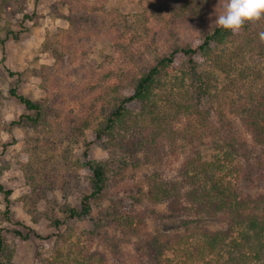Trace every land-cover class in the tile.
Listing matches in <instances>:
<instances>
[{
	"label": "rangeland",
	"instance_id": "rangeland-1",
	"mask_svg": "<svg viewBox=\"0 0 264 264\" xmlns=\"http://www.w3.org/2000/svg\"><path fill=\"white\" fill-rule=\"evenodd\" d=\"M222 2L20 0L22 13L15 12L17 7L0 11V184L11 191L8 202L0 192V264H150L137 259L134 243L138 238L133 228L141 237L162 233L171 239L178 235L186 239L193 234L191 241H195L201 232L226 226L225 216L216 214L198 219L200 227L196 228V216L174 215L166 203L149 198L148 180L158 176L154 171L177 178L188 156L187 117L183 114L175 118L174 138L160 136L162 142L148 154L133 153L139 135L158 128L144 116H137L138 123L130 125L136 133L126 134L118 127L112 137L103 136L91 144L87 150L91 161L105 169L104 189L90 198L87 216L72 218L70 214L71 210L83 212V198L94 191L93 176L85 167L86 144L160 57L177 46L198 43L218 27L214 21ZM263 21L252 24L264 28ZM8 31L17 39L6 38ZM242 41L236 40L223 51L232 58L229 76L213 69L209 59L195 57L200 70H209L217 98L214 107L206 97L196 104L209 109L211 122L215 123L212 108H216L241 129L246 127L231 111L232 102L241 103L264 89L262 52L255 48L232 57ZM214 50L223 53L222 48ZM181 59L185 69V59ZM257 71L261 78L256 77ZM231 76L236 85L229 84ZM13 88L41 104L38 122L27 119L37 114L27 111L11 94ZM161 104L168 114L175 112L166 102ZM127 107L133 113L139 111L136 104ZM205 140L203 145L197 139L196 146L203 160L211 161L217 150L214 142ZM252 190L257 195L264 187ZM128 222L131 225L126 227ZM192 251L193 246L185 242L181 251L172 254L167 250L163 256L172 264L229 262L227 251L205 258L190 257L195 254Z\"/></svg>",
	"mask_w": 264,
	"mask_h": 264
},
{
	"label": "trees",
	"instance_id": "trees-1",
	"mask_svg": "<svg viewBox=\"0 0 264 264\" xmlns=\"http://www.w3.org/2000/svg\"><path fill=\"white\" fill-rule=\"evenodd\" d=\"M8 1L12 0H0L1 12L17 7L15 12L22 13L20 0H13L11 4ZM256 27L258 25L254 26L252 21L246 22L236 32L215 27L198 43L173 48L139 78L132 92L119 100L114 113L108 117L106 126L95 132L94 138L86 144L85 167L93 176L94 191L83 198V212L77 214L75 210L70 211L72 218L87 216L91 212L90 198L102 193L104 189L105 169L101 164L91 161L87 151L91 144L99 143L103 136L112 137L118 127L126 134L136 133L130 125L138 123L137 116H144L158 128L154 132L140 134L137 143L133 144V153L140 151L139 153L148 154L147 151H152L162 142L160 136L169 134V139L174 138L177 133L176 119L183 114L187 117L186 132L190 144L188 156L183 160L177 178L168 179L159 176L157 170L154 171L153 175L159 177L148 180L149 198L156 203H166L170 213L174 215L183 212L196 216V220H193L196 228L200 227L198 219L210 218L216 214L225 216L226 226L215 232H201L195 241H191L195 237L193 234L186 239H182L180 235L171 239V236L162 233L141 237L140 231L133 228V234L138 238L134 243L139 257L137 259L149 261L150 264H172L170 258L163 256L164 253L170 250L172 254H176L187 242L194 248L192 253L195 254H190L192 258L219 256L227 251L228 264L264 263V191H259L257 195L250 192L252 188L264 187V89L251 93L241 103L232 102L231 111L246 127L242 129L237 128L232 118L216 108H212L216 114L215 123L211 122L209 109L196 104L198 99L206 97L207 102H211L214 107L217 98L212 91L209 70H200L195 57L201 55L209 59L213 69L217 68L229 76L232 67L229 58H232L230 53L223 52L229 49V44L244 38L232 57L255 48L264 56V42L259 37L264 28ZM13 34V31H8L5 37L17 39ZM214 48H222L223 53H215ZM181 58L185 59V69L179 63ZM255 75L261 78L259 71ZM169 78L170 89L166 91V80ZM233 82L236 85L235 78L231 76L229 84ZM11 94L27 111L37 114V118L28 116L27 119L38 122L43 112L41 104L18 94L14 88L11 89ZM163 102L175 112L168 114L161 104ZM134 104L139 108L137 113L127 107ZM197 139L203 140V145L205 139L214 142L217 154L211 161L203 160L202 150L196 146ZM227 175H231V178ZM0 192L4 193L8 202L11 191H5L0 184ZM129 224L131 225L128 222L126 227ZM119 229L123 232L125 228L120 226ZM16 234L23 237L20 232ZM37 237L43 239L42 236ZM2 243L0 235V251Z\"/></svg>",
	"mask_w": 264,
	"mask_h": 264
},
{
	"label": "clouds",
	"instance_id": "clouds-1",
	"mask_svg": "<svg viewBox=\"0 0 264 264\" xmlns=\"http://www.w3.org/2000/svg\"><path fill=\"white\" fill-rule=\"evenodd\" d=\"M264 18V0H223L214 23L225 30L238 31L246 22ZM264 42V32L259 33Z\"/></svg>",
	"mask_w": 264,
	"mask_h": 264
}]
</instances>
